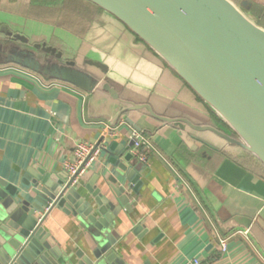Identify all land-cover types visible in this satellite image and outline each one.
Instances as JSON below:
<instances>
[{
    "label": "crops",
    "instance_id": "0c3cea01",
    "mask_svg": "<svg viewBox=\"0 0 264 264\" xmlns=\"http://www.w3.org/2000/svg\"><path fill=\"white\" fill-rule=\"evenodd\" d=\"M230 1L264 28V0ZM114 118L122 122L107 148L128 144L132 128L149 141L145 163L124 159L139 183L102 149L76 185L87 194L97 174L94 186L120 206L110 231L123 264H264V163L235 129L92 1L0 0V180L32 193L28 169L65 174L75 143L94 141ZM109 176L124 185L128 208ZM81 222L60 205L42 221L75 261L95 246Z\"/></svg>",
    "mask_w": 264,
    "mask_h": 264
},
{
    "label": "water",
    "instance_id": "95a60500",
    "mask_svg": "<svg viewBox=\"0 0 264 264\" xmlns=\"http://www.w3.org/2000/svg\"><path fill=\"white\" fill-rule=\"evenodd\" d=\"M88 1L151 45L264 163V28L230 0ZM115 120L107 122L113 125ZM133 143L103 149L125 171V178L138 184L139 175L124 162L133 158L129 152ZM25 176L28 180L22 181L25 185L32 181L33 194L0 180V264H123L115 253L118 236L110 231L120 206L94 186L97 174L84 185L87 194L77 182L70 184L67 172L54 176L36 168ZM108 180L113 196L128 208L124 185L117 178ZM50 203L51 208L60 205L80 217L95 245L91 254L78 250L75 261L44 231L47 213L41 219L36 213Z\"/></svg>",
    "mask_w": 264,
    "mask_h": 264
},
{
    "label": "built area",
    "instance_id": "2783aa9c",
    "mask_svg": "<svg viewBox=\"0 0 264 264\" xmlns=\"http://www.w3.org/2000/svg\"><path fill=\"white\" fill-rule=\"evenodd\" d=\"M122 121H117V123L111 125L109 122L103 121V126L100 132V135L97 139H94L92 142H86L78 140L75 143L73 152H72V160L67 164V174L68 179H70V184L74 185L78 182L80 177L92 166L95 162V159L98 153L105 147H107L108 138L112 137L114 134V130ZM130 140H133L132 144V152L137 160L145 163L147 161L146 158V149L150 148L149 141L146 140L143 133L136 129L132 128L130 132ZM51 208V203L46 206L41 212H39V219L48 213ZM247 233L244 231H234L233 233ZM230 235V234H229ZM229 236L222 235L218 238V248L220 251H225L227 248V240ZM195 263L198 261L195 259Z\"/></svg>",
    "mask_w": 264,
    "mask_h": 264
}]
</instances>
